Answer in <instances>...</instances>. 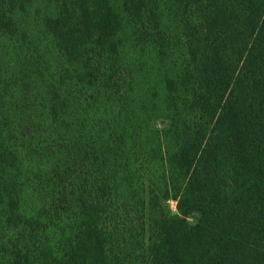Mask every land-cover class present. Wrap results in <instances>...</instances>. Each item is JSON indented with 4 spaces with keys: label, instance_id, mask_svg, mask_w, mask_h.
<instances>
[{
    "label": "trees",
    "instance_id": "trees-1",
    "mask_svg": "<svg viewBox=\"0 0 264 264\" xmlns=\"http://www.w3.org/2000/svg\"><path fill=\"white\" fill-rule=\"evenodd\" d=\"M39 1L0 0V264H264V0Z\"/></svg>",
    "mask_w": 264,
    "mask_h": 264
},
{
    "label": "rangeland",
    "instance_id": "rangeland-1",
    "mask_svg": "<svg viewBox=\"0 0 264 264\" xmlns=\"http://www.w3.org/2000/svg\"><path fill=\"white\" fill-rule=\"evenodd\" d=\"M41 4H43V0L39 1V6H41ZM40 8H41L40 9L41 11H39L38 17H43L44 12L42 11V7H40ZM30 19H32V17H30ZM35 29H36V27H35L34 21H31V22L29 21V24H27V23L24 24L22 31L26 32V34L29 35L30 32L34 33ZM40 35L42 37V35H43L42 32ZM28 46L30 47L29 48L30 50L31 49L34 50V46H32L30 44H28ZM0 51H1L0 61L2 64V74H0V85L7 88V89H4L5 101L10 102V104H11V92H13V94L15 96L16 95L20 96L19 95L20 94L19 88H15L11 91V81H9L10 79H8V74H11V68H9L8 70H7V68L11 67V61L13 60V58L15 56L13 54V52L11 51V38L7 41H5L4 39L0 40ZM12 62H14V61H12ZM51 65H53V66L56 65V62L51 61ZM9 70H10V72H9ZM34 90L35 89L33 88V91ZM14 95H13V98H15ZM167 204L169 206V209H170V212L172 215L178 214L175 200L170 199V200H168Z\"/></svg>",
    "mask_w": 264,
    "mask_h": 264
}]
</instances>
